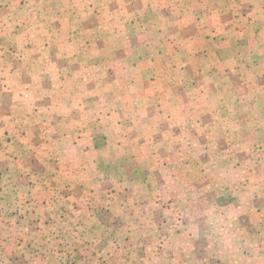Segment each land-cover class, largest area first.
Masks as SVG:
<instances>
[{"label":"rangeland","instance_id":"374dc122","mask_svg":"<svg viewBox=\"0 0 264 264\" xmlns=\"http://www.w3.org/2000/svg\"><path fill=\"white\" fill-rule=\"evenodd\" d=\"M0 92V264H264V0H0Z\"/></svg>","mask_w":264,"mask_h":264},{"label":"crops","instance_id":"0c3cea01","mask_svg":"<svg viewBox=\"0 0 264 264\" xmlns=\"http://www.w3.org/2000/svg\"><path fill=\"white\" fill-rule=\"evenodd\" d=\"M90 9V7L88 6L87 11ZM74 12V11H72ZM21 83H23V81H19ZM17 82V83H19ZM2 92H0V131H6L9 134L13 131H17V132H22L23 130H25V132H28V129L26 128L27 124H28V117L26 116L25 118L23 117L24 115H19L17 113H19V109L15 108L12 109L11 106V102L10 106H5L1 104V100L4 97V95ZM18 96V95H17ZM21 100L22 99H26V96L24 97H19ZM21 114V113H20ZM36 116H38V113H35ZM35 124L36 126H40L42 129L43 125L42 123L38 122V118L35 119ZM10 136V135H9ZM12 141H10L9 144H11ZM23 150V149H22Z\"/></svg>","mask_w":264,"mask_h":264}]
</instances>
